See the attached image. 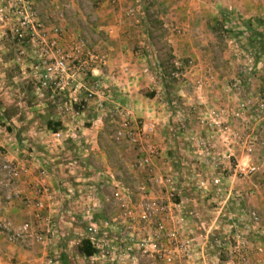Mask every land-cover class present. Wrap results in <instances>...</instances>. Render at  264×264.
Returning <instances> with one entry per match:
<instances>
[{
    "label": "rangeland",
    "instance_id": "1",
    "mask_svg": "<svg viewBox=\"0 0 264 264\" xmlns=\"http://www.w3.org/2000/svg\"><path fill=\"white\" fill-rule=\"evenodd\" d=\"M18 1L0 0L4 4H15ZM178 1L180 0H175V2ZM146 2L149 4L148 6L155 9L151 0H146ZM216 3L218 20L209 17V15L205 16V18H200L199 14L189 15L187 20L193 23L203 22L208 24V27L204 31L185 32L186 37H190L192 40L196 39L194 37L201 38L200 42H204L202 44L204 46L203 53L210 60H198L194 55V50L188 53V55H185L184 51L178 46L174 47V49L171 47L170 50L168 46L172 42H159L162 36L157 34L160 38L157 40L159 42L157 48L161 51V56L157 61H149L150 63L148 62L146 66L142 67L141 70H143V74H146L147 77L143 76L137 79L141 83L138 84L137 101H135L137 104L148 105L150 93H153L156 96L154 103L159 102L165 105V107L163 106L164 109L161 108L164 112L163 114L166 113L167 108L172 113L170 119L177 117L175 120H170L169 129H166V126L163 128L160 126V132L157 135V137L159 135L162 137L165 132L166 134H171V137L175 139L176 142L172 143L173 150L171 148V155L175 158V162L170 163L172 169L169 170V165L166 164V156H164V152L166 153L165 149L162 151L160 158H158V160L162 161L158 168L169 172L177 180L176 191L171 196L174 200L183 199L186 201L184 202L185 207L182 212L193 220V235L195 238L197 237L196 240H201L204 237L208 251H213V254L210 253V255H213L210 258L212 259L211 264H216L217 262L214 248L216 247L217 240H219L218 233H223V231L228 229L230 223L234 221V216L239 207L234 200L237 196L222 205L219 203V200L217 201L218 197L214 194L209 184L206 185V188L199 184L201 181L205 182L207 177L212 175L208 168H206L207 173L201 172V175H197L192 158L194 154L190 137L192 135H200L203 138H207L211 134L208 129L202 128L199 125L196 118L198 112H203V109L207 107H224L228 109L225 120L228 119V125L233 131V135L238 134L241 136L239 140L235 137L233 138L234 156L230 158L231 163H233L235 158H247L245 146L252 145L250 157L257 166L256 171L245 178L235 177L233 181L238 194L240 193L239 197L242 199L240 203L243 208H254L264 218V214L256 206H252V199L254 200L253 197L256 191L264 188V0H207L204 5L206 4L212 7L213 11H216V8H214ZM91 7V3H86L82 13L68 14L65 11L60 12L58 19H62L65 22L69 18L72 19L71 23L74 22V24L78 25H84L83 22L104 24V21L100 19L101 17L99 18L98 15L90 14ZM207 13H210L209 10ZM155 14L151 12L150 16H154ZM38 16L47 27H49L48 24H52V19L55 17L47 13H43L42 16L38 14ZM178 17L182 21H186V15L183 18L181 16ZM155 24L158 26V21ZM1 31L3 32V30ZM171 32L174 33V31ZM77 34L87 40L88 46L91 49L102 50L96 42L98 41L97 39L105 38V35H102V32L90 31L86 28L83 31L64 29L62 42L63 40L65 42V39H69L70 37L77 38ZM168 34L170 35L171 33L169 32ZM6 35H9V37L6 44L0 46L2 49L0 53H5L3 55H7L9 58L20 55L22 62H13L16 65L10 66L8 72L12 73V77L15 78L10 76L7 81L3 79L4 83L0 86L1 91H4L7 84L13 89L12 98H16V100L24 101L27 104H37L40 100H43L45 104H48L47 107H43V111H36L37 114H34L35 111L28 109L27 111H22L25 119L38 115L43 122H46L48 118L56 119L65 112H69L65 111V104L71 99L68 96L61 95L63 93L57 96L56 99L53 96L55 101H52L50 97H46L49 88L40 84V73L43 69L36 59L37 55L33 51V48L27 45V43L18 41L11 34ZM195 42L196 40L193 41V44ZM62 47L67 49L63 45ZM193 47L196 48V51L202 50L195 44ZM5 48L8 50L3 52ZM169 56H174L173 63L168 61ZM76 63V61L71 62L70 65L73 66ZM106 65H101L99 68L107 67ZM116 67L115 70L117 71L118 68ZM144 68H147L148 71L144 72ZM123 70L124 74L128 73V67H124ZM170 70L173 71V74L171 72L169 75L168 72ZM22 72L28 76L23 78ZM96 75L101 80L100 73ZM79 78L86 86H89L96 79L94 74L92 75L89 71L81 73ZM197 82H202L200 88H196ZM64 92H66L65 94L68 93L67 91ZM40 93H42L41 96ZM171 100L173 101L172 104H170ZM242 102H247L250 107L246 109L248 111L244 113L245 116L242 118H238L235 115L231 116L230 113L236 112ZM117 108H121L124 111L127 110L121 106ZM194 108L195 110H193ZM116 110L114 108L107 112L109 118H119L120 115ZM9 113L12 114L14 111L10 110ZM179 113L185 114V120L182 122L179 121ZM135 119L138 121L143 118L136 117ZM171 121H173V124ZM1 128L2 124L0 123ZM108 132H110L109 129L106 130L107 136H109ZM216 135L217 137L214 136L213 138L215 150L220 153H226L228 144L224 140L225 134L218 131ZM151 137L147 140H151ZM126 141H122L116 145L112 141L108 142L107 148L112 152L111 157L108 158V163L116 171L111 176L120 180L122 185L133 189V194L130 197L135 198L140 196L137 195V186L140 183H146L147 173L143 169L134 168L133 165L140 154V147L132 143H126ZM231 144L230 142L229 146ZM138 151L139 154H136ZM181 156L182 158L178 159ZM182 159L185 160L182 161L183 164L176 162V160L180 161ZM106 180L105 186L101 188L106 202L100 208L102 209L101 213L97 217L94 216V220L98 223L108 221L114 224L113 218L123 213L125 207L112 202L114 192L113 184H111L112 179L107 176ZM153 195L164 196L165 190L162 187L155 186ZM167 196L169 195L166 191ZM248 205L250 206L248 207ZM126 208H128L126 211L131 210L129 206ZM84 221L86 231L87 220L84 219ZM132 224L137 225L136 222H132L131 220H125L120 225L123 230H131L132 228H127L126 226ZM255 230L256 228L253 229V231ZM253 231L251 235L256 236ZM76 245L71 244V246H68L66 244L65 247H69L67 248L69 249L66 255L67 259L69 260V256H71L74 260L73 262H75L74 264H89L88 260L86 262L77 258L76 254L73 253V247H76ZM67 259L66 262H68ZM219 260H227L226 254L224 253L223 256H220Z\"/></svg>",
    "mask_w": 264,
    "mask_h": 264
},
{
    "label": "crops",
    "instance_id": "2",
    "mask_svg": "<svg viewBox=\"0 0 264 264\" xmlns=\"http://www.w3.org/2000/svg\"><path fill=\"white\" fill-rule=\"evenodd\" d=\"M206 1L151 0L155 8L152 9L146 0H34L39 15L42 16L43 13H47L50 16H55L52 19V24H48L49 28L59 26L63 30L76 31H83L86 28L90 31L102 32L105 38L97 39L98 41L94 42L102 48L101 51L107 54L108 61L107 67H97L91 71L92 75L100 73L101 78V88L92 99H86V85L79 90L70 88L67 90V94H65L66 92L54 93L49 89L47 94L45 93L47 91L44 92L46 97H50L52 101H55L61 93H63L61 95L71 98L65 104V111L69 112H65L56 118L61 121L62 129L69 130L70 136L61 141L54 138V131L48 128L40 116L33 115L25 119L22 113L28 109L37 114L36 111H43V107H47L48 104H45L43 100L37 104H27L12 98L13 89L7 84L4 91H1L0 87V123L2 124L0 147L6 150L10 159L16 160L24 168L17 185L20 197L7 208V215L16 223L31 218L32 211L24 206V202L36 200L39 197L36 190L43 188L44 190L47 189L52 196L51 201H45L44 213L50 212L56 222L51 241L45 247L34 245L24 248L9 245L0 238V264H8V262L10 264H45L46 256L60 259L61 264L75 263L71 256H69V260L67 259L66 255L69 251L67 248L69 247L65 246L66 244L75 246L85 234V214L93 205L87 198H84L86 184L91 180H99L105 184L107 176L110 177L111 174L116 173L115 169H112L108 163V158L111 157L112 152L108 150L107 144L112 141L116 145L126 141L125 139L119 141L114 139V132L120 117L111 119L108 111L121 106L131 113L133 119L142 117V120L154 121L156 132L152 135L151 141L162 151L166 149V153L164 152L166 164L169 165V170L172 169L170 163L175 162V158L171 155V148L173 150L172 143L176 141L171 137V134L165 132L162 137L160 135L157 137V135L160 132V126L161 128L166 126V129H169L170 120H175L177 117L170 119L171 111L167 108L166 113L163 114L161 108L165 105L159 102L154 103L156 101L154 94L149 96L148 105L137 104L135 101H137L138 84L141 83L137 79L143 76L147 77L146 74H143L142 67L146 66L149 61H157L161 56V51L157 48L159 42H172L168 46L170 50L171 47L174 49L178 46L185 55L194 50V55L198 60H210L203 53L204 46L202 44L204 42H200L201 38L194 37L196 39L192 40L190 37L187 38L185 34L186 31H204L208 27V24L203 22L193 23L187 20L189 15L199 14L200 18L209 15V17L218 20L217 3L214 4L216 11H213L212 7L204 5ZM86 3H91L90 14L101 17L100 19L104 21V24L83 22L84 25H78L74 22L71 23L72 19L69 18L65 22L58 19L60 12L82 13ZM132 8L135 14L127 16L128 11ZM208 10L209 14L207 13ZM151 12L156 14L152 17L150 16ZM185 15L186 21H182L178 17L179 21L177 18V16L183 18ZM157 21L158 26L155 24ZM109 28H112L111 32L108 31ZM157 34L162 36L161 39ZM8 37L9 35L0 30V40H2L0 46L6 44ZM74 38L65 39V42L63 40L62 45L68 48ZM158 39H160L159 42ZM195 40L194 44L202 50H195L196 48L193 47ZM0 50L2 49L0 48ZM7 50L5 48L3 52ZM3 54L5 53H0V86L4 83L3 79L7 81L10 76H13L12 73L8 72L10 66L16 65L13 62H22L20 55L9 58ZM115 67L118 68L117 71ZM124 67H128L127 74H124ZM23 75V78L28 76ZM41 95L42 93H40ZM54 109L57 110L55 107ZM10 110H13L14 113H9ZM168 113L170 114L168 115ZM171 123L173 124V121ZM107 129L110 131L108 132L109 136L106 134ZM126 143L129 142L126 141ZM136 154H139V151ZM156 162L159 167L162 161L157 159ZM40 167H46L49 171V175L41 183L38 180ZM101 191L103 205L105 200ZM253 198L252 206H256L264 214V188L257 190ZM101 211L102 209L96 207L93 210L94 216L97 217ZM218 236L220 239V232ZM202 238L198 240L206 244L205 238ZM220 241L221 239L217 240L214 253L220 247ZM73 248L76 257L87 262L85 256L78 254L75 247ZM207 251L208 246L206 245L207 262L211 264L212 259L210 258L213 255L210 253L213 254V251ZM66 259L70 263L66 262Z\"/></svg>",
    "mask_w": 264,
    "mask_h": 264
},
{
    "label": "built area",
    "instance_id": "3",
    "mask_svg": "<svg viewBox=\"0 0 264 264\" xmlns=\"http://www.w3.org/2000/svg\"><path fill=\"white\" fill-rule=\"evenodd\" d=\"M134 14L132 8L127 16ZM0 29L4 34H11L18 41L33 48L43 69L40 73V84L54 93L70 88H83L85 84L80 81V74L86 71L91 73L93 68L105 65L108 61L105 52L91 49L87 40L81 36L72 39L67 49L63 48V29L59 26L47 27L38 16L34 0H19L15 4L0 2ZM108 31L111 32L112 28ZM74 61L77 63L71 66L70 63ZM147 71V68H144V72ZM94 76L96 79L86 88V99L94 98L101 88V80L98 75ZM197 84L196 88H200L202 82ZM247 108H250L248 103L242 102L238 110L230 115L242 118L248 111ZM116 112L119 113L120 119L114 139H126L140 147V154L133 165L134 168L143 169L147 173L146 183L137 186V195L140 196L132 198L130 196L133 189L110 176L114 190L112 202L125 207L123 213L113 218L114 224L108 221L98 223L94 220L93 210L102 206L100 191L105 184L99 180H91L86 184L84 198L93 205L85 214V236L96 250L85 258L89 264H209L205 242L196 240L193 235V220L182 212L184 202L174 200L171 196L176 191L177 180L173 175L158 168L156 160L160 158L162 150L151 140H147L156 132V123L152 120L137 121L131 117L128 110L121 108H117ZM181 112L183 113L182 110ZM182 113L178 114L180 122L185 120V114ZM227 114L228 109L224 107H207L203 112H198L196 118L199 125L208 129L211 134L207 138L200 135L190 137L195 171L201 175V172L207 173L208 168L212 174L205 182L201 181L199 184L204 188L209 184L218 197L217 201L222 205L237 196L234 200L239 208L234 221L223 233L220 232V247L215 254L216 264H264V218L254 208H243L240 193L238 194L233 181L235 177L245 178L256 171L257 166L250 157L252 145L245 146L247 158H235L231 163L230 158L234 156L233 138L239 140L241 136L233 135L228 119L225 120ZM218 131L225 134L224 140L228 144L226 153L215 150L213 138L217 137ZM53 136L57 141H61L70 136L69 130L54 131ZM230 142L232 144L229 146ZM23 171V166L10 159L6 150L0 147V238L9 245L24 248L34 245L45 247L51 241L56 227L55 218L50 212L44 213L45 201H51L52 198L47 189H37L39 197L34 201L24 202V206L32 211L31 218L16 223L6 212L11 203L20 197L17 185ZM48 175L46 167L39 168L40 183ZM155 186L162 187L165 195L154 196ZM166 191L169 195L167 197ZM127 206L131 207V210L126 211ZM125 220L136 222L137 225H127V228L132 229L123 230L120 224ZM252 231L256 236L251 235ZM224 253L227 260H219ZM44 262L61 264L58 259L50 256H46Z\"/></svg>",
    "mask_w": 264,
    "mask_h": 264
},
{
    "label": "trees",
    "instance_id": "4",
    "mask_svg": "<svg viewBox=\"0 0 264 264\" xmlns=\"http://www.w3.org/2000/svg\"><path fill=\"white\" fill-rule=\"evenodd\" d=\"M168 61H170L171 63H173V61H174V56L172 57V56H169V59H168ZM171 65H173V64H171ZM167 70V69H166ZM171 72H173L172 70H170L169 72H168V74L170 75L171 74ZM167 73V72H166ZM167 74V75H168ZM153 95V93H150V96H152ZM173 103V101L171 100V103L170 104H172ZM169 108V107H168ZM170 109V108H169ZM172 114V113H171ZM170 114V115H171ZM178 123H179V121H177ZM46 125L48 126V128H51L53 131H58V130H60V129H62V125H61V121L59 120V119H54V118H48L47 119V121H46ZM178 155V154H177ZM179 158H182V156L181 157H178V159ZM182 161H185L184 159H182V160H180V161H178V160H176V162L179 164H183V162ZM183 168H184V165H183ZM181 201L183 200V199H180ZM184 201V200H183ZM185 202V201H184ZM213 235V234H212ZM216 248V247H215ZM75 249H76V252L78 253V254H80V255H82V256H85V257H88V256H90V255H92L94 252H95V248L91 245V243L89 242V240H88V238H86V236H84L79 242H78V244L76 245V247H75Z\"/></svg>",
    "mask_w": 264,
    "mask_h": 264
}]
</instances>
